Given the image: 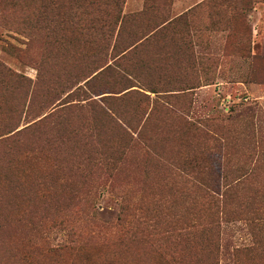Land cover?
I'll list each match as a JSON object with an SVG mask.
<instances>
[{
  "label": "rangeland",
  "instance_id": "rangeland-1",
  "mask_svg": "<svg viewBox=\"0 0 264 264\" xmlns=\"http://www.w3.org/2000/svg\"><path fill=\"white\" fill-rule=\"evenodd\" d=\"M143 10L140 31L166 34L122 61L127 136L80 109L113 43L75 48L0 6V63L23 78L0 74V264H264V0H125ZM156 102L168 110L143 128ZM119 134L127 154L108 165Z\"/></svg>",
  "mask_w": 264,
  "mask_h": 264
},
{
  "label": "trees",
  "instance_id": "trees-1",
  "mask_svg": "<svg viewBox=\"0 0 264 264\" xmlns=\"http://www.w3.org/2000/svg\"><path fill=\"white\" fill-rule=\"evenodd\" d=\"M1 5L4 14L10 15V17L16 14H18L17 16L24 15L26 18L24 21L32 28L40 30L41 22L42 25L54 23L53 31L59 34L62 32L61 34L63 35L64 41L75 48L89 46V48L95 51H101L104 48H110L113 43V49L115 53H118L117 57L114 58L116 62L114 63L115 68L112 67V65L106 64L99 69L97 68L94 73H92L93 76L89 81L94 83L100 82V87L93 92V95H96V97L93 96L89 98L86 105L82 104L80 109H87L89 107L93 112V121L95 120L96 123H100L101 125L113 124L123 129V132L126 133L127 131L124 130V124L127 123V113L125 114L124 109L126 103L123 106H119L116 103L127 102L133 98V95H125L123 93L137 86L124 85V82L128 81L126 74L130 73L127 72L125 67L123 69V64L125 61H133L132 58H134V56L137 57L142 51L157 46L159 40H164L162 36L166 34V21L150 31H140L144 27L141 26L142 22L147 17L149 18V16L144 12L145 10L138 14H124L123 7L125 5V0H0V6ZM4 20H6V18H4ZM150 22L151 21H147L148 25H150ZM164 38L166 39V35ZM60 44H62V41H60ZM95 53L99 54V52H94L92 57L93 61L97 62L100 60V55H95ZM123 60L124 62L122 63ZM0 67L2 78L8 77L9 74V76L15 79L17 85L23 80L20 75L12 72V70L8 69L4 64L0 63ZM94 87L95 86H93V88ZM192 88L195 87L171 91H184ZM148 90L153 93H159L152 88ZM159 106L160 108L168 110L166 106L156 102L143 128H145L153 112ZM78 107L79 106L74 108ZM16 130H18V128L11 133H14ZM20 133V130L15 132V135H18V139H15L16 136H14L1 142L6 149L5 155L10 159L15 150L23 146V141L19 139L21 137ZM141 135L142 133L139 137H141ZM117 136L121 141L119 147L114 150L107 149V152L100 153L106 156L105 160L108 165L109 163H112L111 165H116L122 162L124 156L127 154L124 144L128 139L120 134ZM148 138V141L152 142V138ZM130 142L132 143V141ZM135 142L136 141H133V143ZM134 146H136V144H134ZM9 162L11 163L12 161ZM210 194L211 193H207L208 199L211 200L209 202L214 203L216 206V201H214V197ZM32 230L40 231L39 229ZM41 234L42 237L44 236L43 240L45 242H49L52 238L50 232ZM66 242L67 241H65V244L64 242L59 243L53 248L45 244L40 249V252L41 254L46 252L45 255L52 257H60L68 248ZM9 251L10 246L5 245L0 247V257L7 255L8 260L12 259V256H9ZM247 251L250 250L247 249Z\"/></svg>",
  "mask_w": 264,
  "mask_h": 264
}]
</instances>
